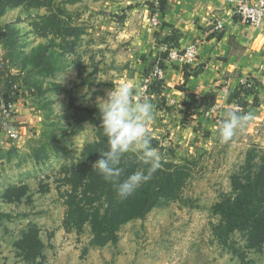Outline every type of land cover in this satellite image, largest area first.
<instances>
[{"label":"rangeland","instance_id":"1","mask_svg":"<svg viewBox=\"0 0 264 264\" xmlns=\"http://www.w3.org/2000/svg\"><path fill=\"white\" fill-rule=\"evenodd\" d=\"M208 1L225 5L224 0ZM153 3L55 0L49 8L23 5L0 17V30L6 32L0 61L18 75V88L24 90L18 92L6 122L8 128L17 125L12 128L19 138L13 141L4 132L0 136V214L10 216L0 219V264H34L16 247L31 227L44 245L39 264H264V247L249 249L242 234L229 236L226 243L216 235L219 218L213 212L216 202L230 192V177L247 153L264 150V120L249 111L248 124L231 141L222 142L225 119L219 111L247 114V106H238L240 95L225 100L224 94L223 102H211L217 110L206 118L203 112L211 110L206 95L178 86L184 95L175 101V92L168 100L173 91L167 77L165 88L149 93L154 118L148 132L166 159L188 162L191 174L181 199L124 224L117 241L104 246L92 244L89 225L63 224V168L76 163L84 146L98 139L96 128L76 122L72 105L100 111L107 94L125 84L140 98L141 77L159 57L157 40L163 28L152 25ZM181 3L172 0L176 7ZM49 15L58 25L44 35L39 19ZM74 27L81 32L75 40L65 34ZM44 50L46 58L40 60ZM199 116L204 118L197 121ZM20 186L25 187L20 200H5L6 189Z\"/></svg>","mask_w":264,"mask_h":264},{"label":"trees","instance_id":"2","mask_svg":"<svg viewBox=\"0 0 264 264\" xmlns=\"http://www.w3.org/2000/svg\"><path fill=\"white\" fill-rule=\"evenodd\" d=\"M55 0H0V17L8 9L19 6L49 8ZM72 2V0H68ZM54 16L39 19L43 34L54 30L58 21ZM61 30V29H59ZM55 31V30H54ZM67 36L78 39L81 32L78 28L67 29ZM6 36L2 39L5 40ZM1 41V40H0ZM45 50L39 59L43 60ZM6 61H0V105L3 100H14L19 87V77L7 67ZM49 68V63H46ZM49 72L50 70L47 69ZM154 82L150 92L161 91ZM24 91V90H23ZM246 92V91H245ZM26 97V96H25ZM240 106H244L240 103ZM74 118L78 124L88 123L98 130V139L87 143L79 160L63 168L61 194L65 208L63 224H72L78 228L89 225L93 236V245L104 246L117 241V232L124 224L144 218L151 210L163 207L181 199L183 188L189 178L190 170L186 164L166 159L164 149L158 147V141L150 138L152 146L159 148L161 167L151 174L127 199H120L112 183L106 182L93 168L99 155L108 150L107 138L101 125L100 111L88 107L73 106ZM14 129L16 125H11ZM10 127L11 129H13ZM4 132L0 118V135ZM120 167L123 169L121 179L147 166L137 159L136 154H126ZM25 187H10L5 190L4 198L8 202L18 201L24 195ZM59 190H61L59 188ZM14 194L15 197L12 198ZM213 212L219 218L215 233L227 242L229 236L242 234L249 249L261 250L264 247V150H251L247 153L244 164L230 177V192L224 194L213 206ZM0 219H10L9 215L0 214ZM21 255L29 262L39 264L44 249L36 227L26 229L16 245Z\"/></svg>","mask_w":264,"mask_h":264},{"label":"crops","instance_id":"3","mask_svg":"<svg viewBox=\"0 0 264 264\" xmlns=\"http://www.w3.org/2000/svg\"><path fill=\"white\" fill-rule=\"evenodd\" d=\"M165 1L171 10L165 7ZM182 1L184 3L176 7L172 0H160L161 7L152 9L153 19L163 26L160 28L162 35L157 40L159 53L164 45L181 50L196 45L195 56L189 64L167 63L168 87L173 91L167 95L168 100L175 92L177 95L173 99L178 100L184 90L206 95L211 110L202 115L207 118L217 110V105L212 106L211 102H223L224 94L225 100L233 94L240 95L238 106H247V114L250 111L256 120H264V91L255 84L264 79V26L255 29L243 24L225 0V5L218 7L208 0ZM217 22L222 26L220 31L212 28ZM252 82L255 85L249 87ZM178 86L183 91L178 90ZM227 113L222 110L218 116L227 119ZM204 117L199 116L197 121Z\"/></svg>","mask_w":264,"mask_h":264},{"label":"clouds","instance_id":"4","mask_svg":"<svg viewBox=\"0 0 264 264\" xmlns=\"http://www.w3.org/2000/svg\"><path fill=\"white\" fill-rule=\"evenodd\" d=\"M99 110L108 150L99 155L93 168L106 182L113 184L120 199H127L161 167V156L152 146L148 132L154 118V106L147 99L136 98L131 85L125 84L112 89L100 103ZM251 119V114L229 111L227 119L220 125L221 141H231ZM129 153L136 154L137 159L147 166V173L141 169L121 179V161Z\"/></svg>","mask_w":264,"mask_h":264},{"label":"built area","instance_id":"5","mask_svg":"<svg viewBox=\"0 0 264 264\" xmlns=\"http://www.w3.org/2000/svg\"><path fill=\"white\" fill-rule=\"evenodd\" d=\"M227 4L233 8V13L236 14L240 21L251 28H262L264 26V0H225ZM160 0H154V5L158 7ZM154 27L158 26L156 19L152 20ZM221 24L219 22L214 23L212 28L215 31L221 30ZM196 45L191 44L185 49H176L173 46H162L160 48L159 57L153 67L147 69L145 75L141 77L139 84V97L149 100L150 85L156 82L161 89L167 86L166 84V68L167 63L176 61L182 64H189L195 56ZM259 87L264 91V79H261ZM255 82L248 84V86H254ZM247 84V83H246ZM18 94V93H17ZM154 95V94H153ZM17 96V95H16ZM15 100V99H14ZM14 100H3L0 105V118L3 121L4 133L8 139L13 141L19 138L18 132L14 129L8 128L7 118H9L13 112ZM150 101V100H149ZM210 111H205L208 114ZM194 117V116H193Z\"/></svg>","mask_w":264,"mask_h":264},{"label":"water","instance_id":"6","mask_svg":"<svg viewBox=\"0 0 264 264\" xmlns=\"http://www.w3.org/2000/svg\"><path fill=\"white\" fill-rule=\"evenodd\" d=\"M6 35L5 30H0V40L3 39Z\"/></svg>","mask_w":264,"mask_h":264}]
</instances>
